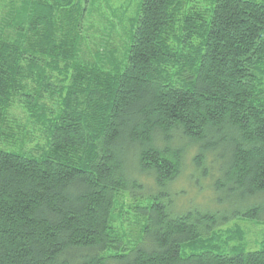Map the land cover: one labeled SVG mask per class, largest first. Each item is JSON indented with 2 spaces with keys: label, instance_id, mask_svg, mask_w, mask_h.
I'll list each match as a JSON object with an SVG mask.
<instances>
[{
  "label": "trees",
  "instance_id": "1",
  "mask_svg": "<svg viewBox=\"0 0 264 264\" xmlns=\"http://www.w3.org/2000/svg\"><path fill=\"white\" fill-rule=\"evenodd\" d=\"M87 3L0 30V264H264V239L164 201L188 161L264 220V0H142L106 54L82 48Z\"/></svg>",
  "mask_w": 264,
  "mask_h": 264
},
{
  "label": "rangeland",
  "instance_id": "2",
  "mask_svg": "<svg viewBox=\"0 0 264 264\" xmlns=\"http://www.w3.org/2000/svg\"><path fill=\"white\" fill-rule=\"evenodd\" d=\"M41 0H0V30L9 32L15 36L14 31L9 24L15 18L16 11L30 10L34 2ZM47 2L49 0H46ZM142 0H88L84 22L83 35H86V41L82 44L85 51L100 48L103 54L113 48H119L129 45L131 31L134 21L138 15V9ZM0 148L12 150L8 142L0 141ZM193 152L191 149L190 154ZM191 165L187 161L186 168L182 174L174 181L170 188L172 196L164 201L176 209L178 212H184L191 208H202L212 210L219 219L223 217L228 220L215 228L216 235L221 233L224 236L226 230L238 228L243 232L242 243L245 250H256L261 247L264 239V220L243 219L234 213L237 208H245L249 203H242V206L231 205L225 194L220 192H211L206 186V181L202 182V187L192 186L190 171ZM148 181L147 187H149ZM157 191V190H156ZM218 197L223 198L218 202ZM127 199L122 196L118 199L119 203L125 204ZM129 200V199H128ZM127 200V202H128ZM131 228V226H130ZM129 230V229H128ZM224 234V235H223ZM234 243L239 244L236 240ZM189 248H183L182 254H189Z\"/></svg>",
  "mask_w": 264,
  "mask_h": 264
}]
</instances>
